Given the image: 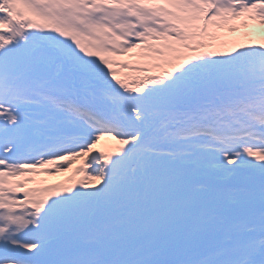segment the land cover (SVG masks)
<instances>
[{
	"label": "snow or ice",
	"instance_id": "1",
	"mask_svg": "<svg viewBox=\"0 0 264 264\" xmlns=\"http://www.w3.org/2000/svg\"><path fill=\"white\" fill-rule=\"evenodd\" d=\"M0 264H264V0H0Z\"/></svg>",
	"mask_w": 264,
	"mask_h": 264
},
{
	"label": "rangeland",
	"instance_id": "2",
	"mask_svg": "<svg viewBox=\"0 0 264 264\" xmlns=\"http://www.w3.org/2000/svg\"><path fill=\"white\" fill-rule=\"evenodd\" d=\"M68 173L58 174L54 177H50L52 180H64Z\"/></svg>",
	"mask_w": 264,
	"mask_h": 264
}]
</instances>
